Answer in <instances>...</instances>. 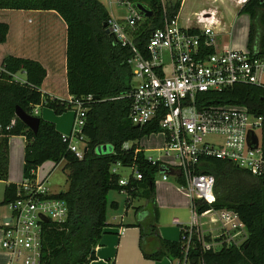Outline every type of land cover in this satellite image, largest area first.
Listing matches in <instances>:
<instances>
[{
  "label": "trees",
  "instance_id": "1",
  "mask_svg": "<svg viewBox=\"0 0 264 264\" xmlns=\"http://www.w3.org/2000/svg\"><path fill=\"white\" fill-rule=\"evenodd\" d=\"M140 3V2H139ZM145 3L153 16L148 18L135 33V43L144 49L150 28L163 26L164 9L161 0ZM182 7V0H169L166 15L176 16ZM0 10L54 11L67 25V86L72 99H94L86 103L88 109L86 126V152L82 160L68 150L62 134L54 123L34 115V107H47L58 116L72 111L68 100L50 98L41 90L47 76L43 65L37 61L8 56L0 66V181L4 182V198L1 205H9L18 199L19 185L10 183V139L22 136L26 140L23 177L34 179L33 172L47 162L55 165L65 163L68 171V189L57 195L68 206L65 223L45 225L40 264H91L97 259L96 248L100 246L107 228L111 191L126 192V208L138 197L147 200L153 207V217L141 228V250L147 259L156 261L178 258L182 245L161 239L158 235L159 209L156 202V176L163 168L173 170L161 163L153 164L139 145L144 137L157 134V124L135 126L129 119L130 101L112 100L127 93L132 85L131 68L127 60L131 57L129 48L122 47L104 28L111 16L99 0H0ZM240 14L250 17L248 48L257 57L264 56V0H249ZM10 27L0 22V44L6 42ZM260 40L259 45L257 41ZM258 47L257 50L255 48ZM23 73L24 82L15 80ZM201 97L211 105L246 106L255 115H264V87L235 85L222 92L205 93ZM20 108L27 115L40 119L35 133L17 116ZM126 143L131 147L124 149ZM111 145L113 151L98 155L95 148ZM121 164L125 168L135 167L142 180L130 178L126 187L120 186V175L111 168ZM200 172L213 175L216 179V202L218 210L235 212L248 230L249 236L240 247L225 246L220 252H206L202 255L205 264H264V175L255 176L235 164L213 157L204 159ZM183 183L182 178L175 179ZM115 208L117 203H111ZM210 209L200 202V211ZM127 227H132L129 225ZM156 237L158 248L148 253L144 240ZM109 264H114L113 262Z\"/></svg>",
  "mask_w": 264,
  "mask_h": 264
},
{
  "label": "built area",
  "instance_id": "2",
  "mask_svg": "<svg viewBox=\"0 0 264 264\" xmlns=\"http://www.w3.org/2000/svg\"><path fill=\"white\" fill-rule=\"evenodd\" d=\"M247 1H242V5ZM161 2L165 15L163 26L150 28L149 40L140 49L135 43V33L147 18L137 14L132 2L110 0V5L116 3L132 11L127 25L112 16L108 22L116 42L131 52L127 64L131 68L132 87L112 100H129L132 124L139 127L157 124L160 129L157 134L165 137L159 153L174 157L175 162L147 159L173 170V175L162 174L163 181L169 177L182 178L183 183L175 181L189 199L191 213L187 225L175 221L181 230L182 245L175 264H205L203 254L220 252L230 245L240 247L236 237L243 233L245 243L249 234L235 212L213 207L216 179L200 172V167L204 159L213 157L231 162L255 176L264 175V148L260 142L255 147L248 140L263 126L264 115H255L246 106L211 105L201 96L239 84L264 87V56L220 46V33L205 13L196 14V20H188L186 25L187 20H183L180 11L169 18L166 2ZM93 99L89 96L85 100H68L74 121L71 132L62 135V139L79 160L83 159L87 145L83 133L88 113L85 105ZM40 107H34V115H38ZM78 143H83L84 148ZM131 145L126 143L124 149ZM124 168L121 164L111 168L113 174L120 175V186L126 187L130 178L142 180V174L135 167H129L133 173L124 178L120 172ZM40 169L33 172L34 179H25L19 185L18 199L8 205L11 216L0 222L3 231L0 248L8 255L7 264H40L45 225L51 222L61 225L68 218L67 203L53 197L46 186L47 178H40ZM200 202L208 204L210 209L201 212Z\"/></svg>",
  "mask_w": 264,
  "mask_h": 264
},
{
  "label": "crops",
  "instance_id": "3",
  "mask_svg": "<svg viewBox=\"0 0 264 264\" xmlns=\"http://www.w3.org/2000/svg\"><path fill=\"white\" fill-rule=\"evenodd\" d=\"M231 1L235 4L237 10L235 16L236 14L241 15L239 12L242 8L240 9L239 4L235 3L234 0ZM200 13H205L210 18L209 20L213 21L216 31L220 33V46L226 45L241 50L239 47L241 45L233 43L229 34L221 32L222 24L218 18L219 11L216 8L203 9L197 14ZM0 17H3L0 22L7 23L10 27L6 42L0 44V66L8 56L37 61L47 71V76L41 88L42 92L52 99L68 100L65 98V93H68L66 66L67 25L61 16L54 11L0 10ZM219 27L221 28L219 29ZM63 33L64 37H62L61 41V34ZM15 78L25 81L26 76L23 73H19ZM68 98L70 99L69 93ZM37 113L38 117L43 120L54 123L58 132L62 135H67L71 132L74 121L72 112L58 116L52 110L40 107ZM25 145L26 140L22 136H14L10 139V183L21 185L24 181ZM40 178L44 179L41 174ZM1 183L5 189L6 184L4 182ZM177 190L181 192L178 187ZM156 202L159 209V222L157 224L159 237L167 241L179 242L181 231L178 229L179 226L175 224L178 219H173V225H176L177 229L165 226L161 222L163 217L161 209L165 207L163 205L162 207L159 206L157 198ZM117 207L118 203L115 208ZM153 213L152 205L141 197L132 201L131 207L129 209L126 208L125 215L114 216L109 219L107 213V223L114 225V227L107 228L108 234L103 236L100 246L96 248L97 259L91 264H109L111 262L114 264H171L170 259L167 257L160 261L147 259L141 250L140 227H144V224L151 220ZM10 216L6 212L0 213V222ZM129 225H132V227H127ZM134 225H140V227ZM2 237L3 231L0 229V242ZM144 247L150 254L155 252L158 248L157 238L153 236L146 237ZM8 259L7 253L0 248V264H7Z\"/></svg>",
  "mask_w": 264,
  "mask_h": 264
},
{
  "label": "rangeland",
  "instance_id": "4",
  "mask_svg": "<svg viewBox=\"0 0 264 264\" xmlns=\"http://www.w3.org/2000/svg\"><path fill=\"white\" fill-rule=\"evenodd\" d=\"M107 9L109 14L115 19L118 20L122 25H127L128 17L132 14V11L127 6H119L116 3L110 5V0H99ZM116 0H114L115 2ZM125 2L141 3V2H149L150 0H124ZM169 0H165L167 3ZM235 3L239 4L240 9L245 5H242V1L247 0H234ZM145 4V3H144ZM214 9L216 8L219 11L218 18L221 21L222 29L221 32L224 34H229L231 37V41L233 43H238L241 50L250 52L247 44V32L250 26V19L247 14H241L235 16L237 13L235 4L231 0H183L182 8L180 11V15L184 21L187 20H196V14L202 11L203 9ZM3 17H0L2 20ZM6 19V17H4ZM3 19V20H4ZM142 22L140 23L137 31L142 26ZM219 27V29L221 28ZM64 37V33L61 34ZM260 40L257 41V45H259ZM258 47L255 48L257 50ZM133 84H137L134 80ZM65 98L69 100L68 93H65ZM46 109H49L45 107ZM51 110V109H50ZM53 111V110H52ZM54 112V111H53ZM72 111H68L69 113ZM65 113V114H66ZM73 113V112H72ZM74 114V113H73ZM38 116V115H37ZM256 135L260 140L261 147L264 148V124L260 129L255 130ZM210 140H217L211 138ZM139 145L144 148L147 157L160 158L164 162H169L173 164L175 162L174 157H163V154L159 153V150L163 149L165 145V137L160 134H154L149 137H144L139 142ZM78 146L82 149L84 148L83 143H78ZM111 151L109 145H100L95 148V153L98 155L108 154ZM65 163H60L59 165H55L53 162L45 163L41 169L40 174L43 178H47L46 186L49 189L52 195H57L61 192H65L68 189V171L64 170ZM121 174L124 178H127L133 172L131 169L124 168L120 170ZM156 198L159 203V206L165 207L161 209L162 212V220L161 222L165 224V226L169 228H176L177 226L173 225V219L177 218L181 224H188L190 222V201L187 199L184 194L177 190V182L175 178L169 177L167 181L162 180V174H158L156 176ZM4 185L0 182V213L6 212L11 215V211L8 205H1L4 198ZM108 217L112 219L114 216H122L125 215L126 210V201L127 195L123 192L111 191L108 194ZM112 202H117L118 207L112 208L110 204ZM174 228V229H175ZM177 229V228H176ZM180 229V227H178ZM181 231V230H180ZM246 235L241 233L236 237V240L241 244L244 242V238ZM171 264H175L176 261L172 258H169Z\"/></svg>",
  "mask_w": 264,
  "mask_h": 264
},
{
  "label": "water",
  "instance_id": "5",
  "mask_svg": "<svg viewBox=\"0 0 264 264\" xmlns=\"http://www.w3.org/2000/svg\"><path fill=\"white\" fill-rule=\"evenodd\" d=\"M133 9L137 12V14L142 17V18H151L153 16V12L151 11V9L143 4V3H134L133 4ZM104 28L106 29L107 34L111 33L110 28L108 27V24L104 25ZM16 116L23 121L31 130H33L35 133L38 132L39 129V125H40V119L27 115L26 113H24L22 111V109L18 108L17 112H16ZM248 140L251 141V143L255 144V147H258L259 144V139L258 136H256L254 133H252L249 137ZM111 148V151L109 153H111L113 151V146L109 145ZM86 152V150H85ZM166 172H169L168 169L163 168L161 170V173L164 174ZM172 175V174H170ZM44 221L47 223L48 220L46 218H44Z\"/></svg>",
  "mask_w": 264,
  "mask_h": 264
},
{
  "label": "flooded vegetation",
  "instance_id": "6",
  "mask_svg": "<svg viewBox=\"0 0 264 264\" xmlns=\"http://www.w3.org/2000/svg\"><path fill=\"white\" fill-rule=\"evenodd\" d=\"M248 1H249V0H248ZM248 1H247V2H248Z\"/></svg>",
  "mask_w": 264,
  "mask_h": 264
}]
</instances>
